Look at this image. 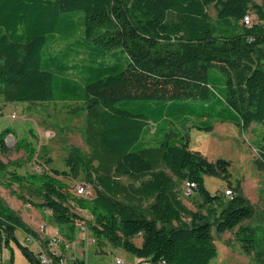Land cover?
Segmentation results:
<instances>
[{"label":"trees","instance_id":"obj_1","mask_svg":"<svg viewBox=\"0 0 264 264\" xmlns=\"http://www.w3.org/2000/svg\"><path fill=\"white\" fill-rule=\"evenodd\" d=\"M246 15L250 25L243 23ZM58 41L63 46L55 50ZM0 96L11 103L72 101L70 111L85 115L89 152L72 148L65 159L68 172H8L5 137L15 132L0 131V175L10 177L3 184L38 181L39 202L14 195L48 209L66 226L67 238L78 220L99 247L109 244L151 264H207L215 254L213 229L235 231L248 252L264 247L261 227L243 223L255 208L240 185L231 197L204 187L205 174L229 180V161H209L188 148L185 135L169 129V123L207 115L242 128L264 122V3L0 0ZM151 124L156 127L148 140ZM21 139L16 138L17 149ZM258 154L263 169L264 142ZM80 167L95 194L74 203L89 220L71 209L68 186L57 179L77 176ZM186 181L195 184V210L182 201ZM0 220L11 232L38 237L1 199ZM0 229L8 244L11 237ZM23 251L40 264L32 251Z\"/></svg>","mask_w":264,"mask_h":264},{"label":"rangeland","instance_id":"obj_2","mask_svg":"<svg viewBox=\"0 0 264 264\" xmlns=\"http://www.w3.org/2000/svg\"><path fill=\"white\" fill-rule=\"evenodd\" d=\"M254 1L258 4L264 3V0ZM208 11L214 19L215 9L212 5L209 6ZM251 12L254 11L251 10ZM256 17L257 15L254 20ZM62 46L63 43L58 41L54 45V49H59ZM211 71H215V74L221 76L216 69ZM73 106L75 103L72 101L58 100L40 103H11L4 101L0 96V131L10 128L15 132L14 136L7 134L5 137L9 149L2 155V159L8 165L7 171L22 175L28 174V176L32 173L37 176H41V174L52 175L51 169L68 172L65 159L72 148H77L82 154L88 153L89 148L83 132L85 115L80 112H71L70 109ZM169 124V129L174 133L186 136L190 150L200 152L201 156L209 161H215L218 158L229 161V180L219 175L205 174L203 176L204 187L212 195H223V190L226 187L232 190L239 184L240 190L255 208L253 217L243 223L261 227L258 235L264 236V168L261 169L262 167H260L258 154L259 146L264 142V122H253L248 127L242 128L232 120H223L207 115L203 118L191 117L187 122ZM207 125H209L208 128H206ZM147 127L149 130L146 132V138L149 140L156 124ZM16 138L23 140L20 142V149L15 147ZM8 175L9 173L0 175V184L4 185L6 178L10 179ZM57 179L68 186L72 202L71 209L76 211L83 220H89L91 218L89 213L74 203L78 201V198L87 201L95 194L92 190L91 194L80 195L74 189L80 184H93L85 177L82 167L75 177L69 174V176H57ZM121 180L126 181L125 178H121ZM13 183L15 184H11L10 187L4 185L9 189V193H23L27 197L32 195L31 198L35 202L39 201L36 193L39 189L38 181L28 182L24 187L18 186V182ZM22 183L25 185L24 179ZM197 196L192 190L189 194L183 193L182 201L188 208L195 210L198 202ZM14 198L17 201H14L13 206H10L15 207L17 202L18 209L23 210L22 200ZM39 210V207L35 208L34 212H40ZM40 222L45 224V230L41 234L44 236L48 234L49 237H52L59 232V237L70 242L74 252L83 254L84 259L89 264H114L115 257L124 260L137 259L131 253L109 244L99 247L92 235L88 234V229L78 226V220L75 222L77 226L74 228L71 238L66 239L65 230L62 231L61 226L56 224L54 219L48 222L44 218ZM52 225L58 230H52ZM12 233L18 242L15 243L11 239L10 246H8L9 252L13 255V264H32L30 257L24 253L23 248L34 252L36 255L37 244L26 240L24 232L20 229H15ZM89 236L93 239L92 242ZM212 237L215 254L208 260L207 264H264V247L256 245L253 251H246L244 242L240 240L239 234L235 231L217 233L213 229ZM135 241H138L137 237ZM259 252L261 255H258ZM8 263L10 264V262ZM67 264H73L72 260L67 261Z\"/></svg>","mask_w":264,"mask_h":264},{"label":"built area","instance_id":"obj_3","mask_svg":"<svg viewBox=\"0 0 264 264\" xmlns=\"http://www.w3.org/2000/svg\"><path fill=\"white\" fill-rule=\"evenodd\" d=\"M243 23L245 25L251 24V18L249 15L243 17ZM195 186L192 182H185L184 193L189 194L192 191V188ZM77 194L87 195L91 194L93 190V184H80L74 187ZM223 194L226 197H231L233 192L230 188H225L223 190ZM77 225V224H76ZM78 226L85 227L84 222H79ZM87 229V228H86ZM38 238H34L32 236H27L26 240L31 243L37 244V252L36 258L40 264H55V257L58 258L59 264H67L69 259L66 257V253H71L73 251L72 244L64 239H61L58 233H55L52 237H48L45 240H37ZM92 242L93 239L91 238ZM73 261V260H72ZM114 264H151L147 259H137L136 261L124 260L120 257L114 258Z\"/></svg>","mask_w":264,"mask_h":264},{"label":"crops","instance_id":"obj_4","mask_svg":"<svg viewBox=\"0 0 264 264\" xmlns=\"http://www.w3.org/2000/svg\"><path fill=\"white\" fill-rule=\"evenodd\" d=\"M6 181H8L7 178H6V180L4 182H6ZM12 184L14 185L15 183H12ZM8 190H9L8 188H6L4 185L0 184V199L2 200V202L6 206L11 208L13 211H15L22 218V220L24 222H26L30 226V228L32 230L37 232V234H38V239L37 240H45V239H47L49 237L48 234L45 235V236L43 234H41L45 230V224L41 223L40 221H42L45 218V220H48V222H51L52 219H53V216H52L51 212L48 209H46V208H40L39 211L41 213L40 212H34L35 208H38V207H35V206L31 205L29 202H23V201H22L23 208H24L23 210H19L18 209L17 202L15 204V207H12L13 206L12 205L13 202L17 201V200H15L14 197L17 198V196L14 195V194L9 193ZM19 200H21V199H19ZM10 205H12V206H10ZM19 212H21L22 214L19 213ZM24 213H25V215H23ZM59 226H61L62 231L65 230V239H66L67 238L66 236L68 234V230H67L66 226L65 225H59ZM52 228H53L52 230H58L53 225H52ZM57 233L59 234V232H57ZM89 233L90 232H88V234ZM24 235H25V238H26L27 236H26L25 233H24ZM90 239H91V237H90ZM8 246H10V242L8 244L4 243L3 232L0 229V264H9L8 262H10V264H13V260H12L13 259V255L9 252ZM65 255L69 259V262L71 260L78 259V260H83L84 264H89L88 261L86 259H84L85 258L84 255L83 254L80 255L77 252H74V249H73V251L71 253H66ZM128 260L136 261L137 259L136 258L135 259L130 258Z\"/></svg>","mask_w":264,"mask_h":264},{"label":"water","instance_id":"obj_5","mask_svg":"<svg viewBox=\"0 0 264 264\" xmlns=\"http://www.w3.org/2000/svg\"><path fill=\"white\" fill-rule=\"evenodd\" d=\"M0 225L3 226L5 232H6L7 234H9V236L11 237V239H12L15 243H18V242L16 241V239H15L13 233L10 231V229H9L7 226H5V224H4L1 220H0ZM18 246H19L20 248H23V247H21L20 245H18Z\"/></svg>","mask_w":264,"mask_h":264}]
</instances>
